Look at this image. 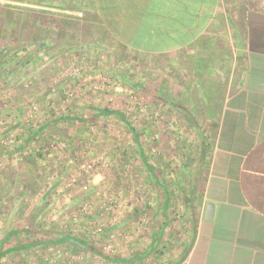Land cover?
Segmentation results:
<instances>
[{
	"label": "rangeland",
	"instance_id": "1",
	"mask_svg": "<svg viewBox=\"0 0 264 264\" xmlns=\"http://www.w3.org/2000/svg\"><path fill=\"white\" fill-rule=\"evenodd\" d=\"M91 4L0 0V240L18 229L38 231L14 235L4 248L70 234L109 258L130 257L134 242L147 243V235L159 228L150 214L159 200L148 195L149 204L148 177L138 168L130 128L117 116L93 115L98 108L120 110L146 153L161 156L162 138L176 153L197 129L189 119L204 127L213 114V106L212 112L202 108L198 94L169 88L161 76H118L112 61L99 60L96 45L106 28L89 11ZM39 42L48 50L32 52L30 46ZM159 97L186 104L190 114ZM64 112L85 122H56ZM47 123L39 137H31ZM173 240L164 237V253L158 255ZM156 257L157 252L144 264H157ZM0 264L115 263L81 245L50 244L10 253Z\"/></svg>",
	"mask_w": 264,
	"mask_h": 264
},
{
	"label": "crops",
	"instance_id": "2",
	"mask_svg": "<svg viewBox=\"0 0 264 264\" xmlns=\"http://www.w3.org/2000/svg\"><path fill=\"white\" fill-rule=\"evenodd\" d=\"M89 11L105 22L97 57L112 61L116 75L161 76L198 94L203 109L213 106L204 127L189 119L195 136L176 153L162 138L163 155L147 154L131 132L146 196L159 200L150 207L159 228L118 259L144 264L157 252V264H264V0H92ZM157 99L190 114L186 104Z\"/></svg>",
	"mask_w": 264,
	"mask_h": 264
},
{
	"label": "trees",
	"instance_id": "3",
	"mask_svg": "<svg viewBox=\"0 0 264 264\" xmlns=\"http://www.w3.org/2000/svg\"><path fill=\"white\" fill-rule=\"evenodd\" d=\"M39 43H37L36 45L31 44L32 46H30V49L32 52H34L35 50H39L41 48L45 49V51L48 50V47L46 46V44H41V43L39 44ZM26 59L27 58L23 59L22 62L27 61ZM8 72H9V70H8ZM10 72H11V70H10ZM6 73H7V71H6ZM101 116H117V117H119V119L124 121V123L130 128L131 132L134 133L136 141L138 142L137 130L132 127L131 122L126 118V116L120 110L111 109L108 107L98 108L96 115H94V118H98ZM65 120L82 121V119H80V118L60 117V118H58V120H56V122L65 121ZM83 121H85V120H83ZM48 124L49 123L44 124L39 130L44 129V127H46ZM31 140L32 139H29L26 143L27 144L30 143ZM50 232H52V231H50ZM23 233H38V231L32 230V229H18V230L8 232V234L0 240V259H2L5 255L12 253L13 251L29 250V249H32L34 247H38V246H42V245L45 246V245L51 244V245H56V246L57 245H70V246H73L74 248L81 245L86 250L91 251L94 254H97L99 256H102L103 258H105V260H107V261L110 260V258L108 256L103 254L101 251L96 249L94 246H92L88 242H85L81 238H75L74 236H70V234L69 235H59L57 238L52 239V240H49V239L35 240L33 242L23 244V245H19V246H14V247H11L8 249L4 248V246L7 244V242L9 241L10 238H12L14 235H20ZM111 261H113L115 264H125L126 263V261L120 260L118 258L111 259Z\"/></svg>",
	"mask_w": 264,
	"mask_h": 264
},
{
	"label": "water",
	"instance_id": "4",
	"mask_svg": "<svg viewBox=\"0 0 264 264\" xmlns=\"http://www.w3.org/2000/svg\"><path fill=\"white\" fill-rule=\"evenodd\" d=\"M214 204L212 203H209L206 207V210H205V217L207 219H211L213 216H214Z\"/></svg>",
	"mask_w": 264,
	"mask_h": 264
}]
</instances>
